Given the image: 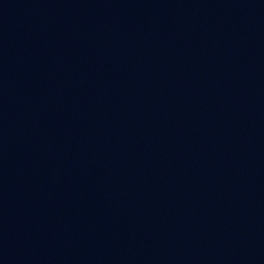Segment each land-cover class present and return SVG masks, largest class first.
Returning <instances> with one entry per match:
<instances>
[{"label": "water", "instance_id": "obj_1", "mask_svg": "<svg viewBox=\"0 0 264 264\" xmlns=\"http://www.w3.org/2000/svg\"><path fill=\"white\" fill-rule=\"evenodd\" d=\"M0 264H264V0H0Z\"/></svg>", "mask_w": 264, "mask_h": 264}]
</instances>
